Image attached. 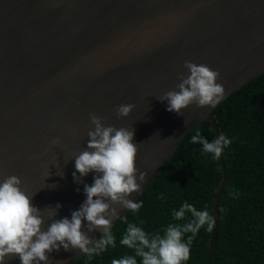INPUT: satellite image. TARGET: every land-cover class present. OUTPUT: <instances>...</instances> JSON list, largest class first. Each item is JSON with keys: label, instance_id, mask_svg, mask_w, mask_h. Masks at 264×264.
Returning a JSON list of instances; mask_svg holds the SVG:
<instances>
[{"label": "water", "instance_id": "1", "mask_svg": "<svg viewBox=\"0 0 264 264\" xmlns=\"http://www.w3.org/2000/svg\"><path fill=\"white\" fill-rule=\"evenodd\" d=\"M185 61L220 73L226 96L216 108L193 103L179 116L159 100L178 90ZM262 74L264 0H0V182L19 177L34 206L60 204L54 218L71 219L86 200L74 157L87 149L95 114L105 126L135 129L136 167L148 173L129 197L138 203L193 129L210 122L221 135L215 110ZM123 104L135 105L126 118L115 113ZM220 164L209 264L228 181L223 153ZM95 175L82 179L92 185ZM129 212L119 210L112 229ZM50 223L45 217V231ZM48 255L51 264H74L83 253Z\"/></svg>", "mask_w": 264, "mask_h": 264}, {"label": "clouds", "instance_id": "2", "mask_svg": "<svg viewBox=\"0 0 264 264\" xmlns=\"http://www.w3.org/2000/svg\"><path fill=\"white\" fill-rule=\"evenodd\" d=\"M184 67L188 74L179 76L178 90H169L159 98L167 102V111L183 116V110L193 103L201 109L216 108L226 96L225 88L217 82L220 73L191 61H185ZM134 108L132 104L119 105L115 113L117 117L126 118ZM90 120L94 129L88 131L87 149L74 157L76 172L73 173L75 182L84 185L86 200L79 210L71 213V219L54 218L62 207L60 204L55 208L45 207L43 212L34 206L35 195L26 194L19 177L8 176L0 182V264H6V259L13 257H19L21 264H51L48 254L59 252L61 247L65 251L78 249L89 257L99 255L109 246L115 247L112 225L120 217L119 210L135 213L143 206L142 202L129 198L142 191L148 177L147 172H139L136 167L135 129L105 126L95 114H90ZM191 142L202 145V150L213 154L215 159L232 143L223 134L209 142L199 132L191 137ZM59 143L57 138L54 144ZM90 173L96 174L92 185L82 179ZM159 198L163 199V195ZM189 213L188 222L169 224L163 235L149 236L141 227L129 223L120 243L134 250L135 255L113 259L111 264H137L136 257L142 264H184L190 257L193 237L205 226L211 232L215 225L208 211L197 210L188 202L174 210L172 216L176 221H183ZM45 217L51 220L46 231ZM84 221L88 222L87 232L82 231ZM97 230L102 232V238H90L88 233ZM188 233L192 235L185 241Z\"/></svg>", "mask_w": 264, "mask_h": 264}, {"label": "trees", "instance_id": "3", "mask_svg": "<svg viewBox=\"0 0 264 264\" xmlns=\"http://www.w3.org/2000/svg\"><path fill=\"white\" fill-rule=\"evenodd\" d=\"M214 115L221 134L232 143L223 151L228 181L220 199L212 264H264V74L222 103ZM197 132L209 142L217 138L210 122L193 129L139 200L143 206L117 221L112 229L115 247L109 246L99 255H83L74 264H111L113 259L134 256V250L120 243L128 224H136L149 236L163 235L169 224L191 219L190 213L183 221L172 216L184 202L214 218L223 171L220 158L191 142ZM212 233L205 226L193 237L184 264H209ZM191 235L185 234V241Z\"/></svg>", "mask_w": 264, "mask_h": 264}]
</instances>
